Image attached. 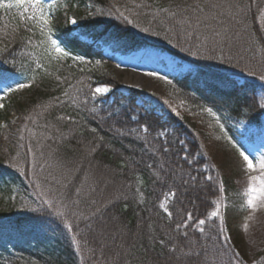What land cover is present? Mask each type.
<instances>
[{
    "label": "trees",
    "instance_id": "trees-1",
    "mask_svg": "<svg viewBox=\"0 0 264 264\" xmlns=\"http://www.w3.org/2000/svg\"><path fill=\"white\" fill-rule=\"evenodd\" d=\"M53 3L41 0L55 17L54 36L61 41L75 38L76 43L67 50L87 61L105 63L106 70L79 74L67 60L49 59L38 46L42 37L34 22L22 21L20 9H0V74L32 81V87L44 92L60 85L73 87L67 96L56 99L50 93L41 98L40 105H29L23 120L8 119L9 113L0 117L7 125L0 129V226L4 228L0 264H227L218 237L228 236L229 229L223 219H209L208 215L221 195L223 179L200 136L176 115H161L146 104L140 106L146 98L149 104H159L161 99L124 89L113 76L112 59L101 47L112 46L124 55L152 49L187 64L192 75L179 80L176 98L195 108L239 115L247 107L256 112L254 105L264 88L247 72L264 71V32L259 23L264 0H71L76 12H87L77 18L84 25L76 29L78 34L68 32L73 26L61 20L60 12H52ZM143 4L151 8L140 7ZM197 4L205 13H223L220 18L225 25L239 33L236 46L224 53L226 59L231 57L230 63L221 64L219 52L216 59L194 58L172 47L167 41L177 42L176 22L166 15H152L160 7L175 9L176 5L191 7L194 13ZM112 5L126 10L134 24L150 32L125 27L106 15L96 16L95 22L89 18L90 12L107 13ZM200 32L207 35L203 27ZM97 85L111 89L104 103L90 97V87ZM60 116L65 119H58ZM185 148L189 158L197 160L192 167L181 159ZM205 169L215 179L211 187L203 180ZM189 174L197 176V181L184 185L181 176L187 179ZM35 183L51 188L77 214L68 220L73 223V233L54 216L36 219V214L21 211L35 206ZM170 190L176 191L175 199L168 201L171 221L159 208ZM189 212L193 217L189 227L176 231L175 225L183 223ZM84 217L90 218L91 228L84 227ZM201 218L206 220L204 234L194 230ZM9 230H15L11 236ZM172 246L175 253L168 250ZM232 249L236 250L230 243L229 254Z\"/></svg>",
    "mask_w": 264,
    "mask_h": 264
},
{
    "label": "rangeland",
    "instance_id": "rangeland-1",
    "mask_svg": "<svg viewBox=\"0 0 264 264\" xmlns=\"http://www.w3.org/2000/svg\"><path fill=\"white\" fill-rule=\"evenodd\" d=\"M4 2L8 3L11 0H4ZM70 3L71 0H56V3H53L52 12H60L61 20L64 23L67 16L82 18L87 15L85 10L76 12L75 6L71 7ZM10 9L19 10L16 7ZM259 23L264 32V7L259 15ZM75 33L78 34V31ZM81 39L91 42L86 37H81ZM101 49L107 58L112 59L111 71L124 89H136L161 99L159 104H149V100L146 98L143 105L141 103L140 106L144 107L146 104V107L151 110L156 109V112L161 115L172 113L187 123L200 136L209 157L217 167L215 171L223 179V192L214 201L213 211L216 210L215 204L218 201L221 204L218 218L223 219L229 229L227 235L231 236L230 243L250 264H264V208L253 212L247 207V197L243 194L248 187V179L252 176H259L260 173L258 171L251 173L242 171L238 154L228 142V138L231 137L234 142L248 149L253 157L258 158L264 153V148H261V144L264 143V135H261V131L264 130V113H260L259 110L256 112L247 110L245 115L243 110L239 115H236L229 110L220 113L213 110L220 118V123H217L216 118L209 115L206 109L195 108L176 98L179 80L192 75V69L187 64L152 49L127 55L116 52L112 46H102ZM67 61L78 70L79 74L92 73L93 71L100 73L106 70L105 63L101 62L97 64L96 61H89V63L83 64L70 59ZM177 67L184 68L185 71L174 70ZM187 69H191V71ZM148 72H155L157 75H145ZM159 76H166L168 79H172L173 83L168 84L165 80L159 79ZM34 86L6 95L0 101L4 105L0 109V117L9 113L8 119L19 121L23 116H26L30 109L29 105L32 106L35 102L40 105L41 98H47L50 93H54L56 99L59 96L64 97L66 91L70 94L73 89L71 86L60 85L55 86L51 92H44L41 89L37 90ZM54 94H51L50 99L48 98L50 102L55 100ZM89 94L91 97L90 92ZM261 95H264V91L258 93V98ZM105 97L98 96L94 101L104 103ZM240 121H244V123L241 124ZM220 124L224 125L223 131ZM0 125H3V122H0ZM245 224L248 226L247 229L244 228Z\"/></svg>",
    "mask_w": 264,
    "mask_h": 264
},
{
    "label": "snow or ice",
    "instance_id": "snow-or-ice-1",
    "mask_svg": "<svg viewBox=\"0 0 264 264\" xmlns=\"http://www.w3.org/2000/svg\"><path fill=\"white\" fill-rule=\"evenodd\" d=\"M56 0H54V4ZM16 7L20 9V17L22 21L34 22V26L39 29L40 35L42 37L40 44L44 50V52L48 55L49 59H55L57 61L62 60H72L73 62L79 63H89L83 56H79L73 54L69 50H67V46L71 44H75V38L61 41L58 37L54 36V28H55V17L51 14L50 11H46L44 6L41 4V0H11V2H4V0H0V9L12 8ZM52 5L49 6L51 8ZM67 7V5H65ZM142 8H151L150 4L140 5ZM217 7L216 5H212L211 8ZM239 7V6H237ZM195 12L192 13L191 7H185L181 9L180 5H176L175 9L170 7H160L154 13L153 16L156 15H166L171 21L176 22L174 25V29L176 30L177 42L173 44L171 39H168V43L172 45L174 48H178L181 52H184L187 56L194 58H206V59H216V53L219 52V62L221 64H228L231 61V57H225V51H231L233 47L236 46L237 40L239 39V33L233 31L231 28L225 25V21L220 18L223 16V13H217L213 15L211 10L208 13H205L204 8L200 7L199 4L194 6ZM191 13V14H190ZM148 14V13H145ZM107 16L110 20H116L122 22L125 27L132 26L138 28L139 31L143 33H149V28H139L137 24L133 23V20L130 18L129 14H126V10H121L120 7L116 5L111 6V10L107 13L98 12V13H89V18L95 22L96 16ZM65 22L73 27L68 30L69 33L76 31L77 28L83 27L77 18L74 16H67L65 18ZM214 22V23H213ZM238 22V21H237ZM204 28L207 35L200 32L201 28ZM174 29H169V31H173ZM30 28H25V31H30ZM152 35H158L156 32H152ZM204 36L203 40H201V36ZM183 40L184 44H188V47L185 48L184 44L180 41ZM31 43V40L28 41ZM207 53H211L208 55ZM54 54V55H53ZM97 64L100 61H96ZM42 67V65H38ZM176 71H185L184 68L177 67L174 69ZM191 71V69H187ZM147 76H156L155 72L145 73ZM247 75L250 77H254L257 79L261 87L264 88V71L257 72L255 70L249 69ZM159 79L165 80L168 84H172L173 80L168 79L166 76H159ZM32 86V81L18 80L13 79L10 76H6L4 74H0V101H2L6 95L17 92L23 89L30 88ZM91 93V97L93 100L98 96H107V94L111 91L108 85H99L95 87H90L89 89ZM65 96L68 95L66 91L64 93ZM87 101H85L86 103ZM255 108L259 110L260 113H264V95H261L255 103ZM4 105L0 103V109H2ZM247 107L244 110L243 114H247ZM175 111V109H173ZM206 111L209 115L214 116L217 120V123H220L219 116L213 111L211 107L207 108ZM58 119H65V117L60 116ZM67 119L72 120V117H67ZM241 124L244 121H240ZM0 127H7V125H0ZM220 128L223 131L224 125L220 124ZM93 131H95L93 129ZM144 132H147V126L143 129ZM261 135H264V130L261 131ZM219 139V137H217ZM228 142L231 144L232 148L235 149L238 154L240 160L241 170L247 173L251 172H259V176H252L248 179V187L244 191V196L247 197L246 205L253 212L264 208V153H262L258 158L253 157L252 153L243 147V145L234 142L231 137L228 138ZM183 143V142H181ZM261 148H264V143L261 144ZM31 151V149H29ZM165 152L168 151L167 148L164 149ZM181 159L185 161L189 167H192L197 163L195 156L193 158H189V153L187 149H184V154L181 156ZM255 159V163H254ZM202 163V162H201ZM33 167H35V159L33 160ZM151 167V165H150ZM215 166L213 165V170ZM157 179L163 180L164 177L157 175ZM203 180L209 183V187L215 183V179L211 172L205 169V174L203 176ZM181 181L184 185H189L190 182H196L197 176H192L189 174L188 178L185 179L181 176ZM33 191L35 193V199L33 200V204L35 206L22 208L21 211H28L30 213L36 214L34 218L39 219L41 215L54 216L61 223V226L66 229L67 232L73 233L74 227L73 223L68 222L70 216L77 215L76 213H72L69 210V206L64 203V201L54 194L51 188H45L40 183H35L33 185ZM140 193V189L136 190ZM222 193L223 188L219 189ZM77 196L80 195L79 189L76 193ZM176 191L170 190L168 193H165L164 199L159 203V208L163 210V212L168 217L169 221L172 219V212L169 210L168 201L169 199H175ZM141 200L143 199V194L140 193ZM95 203V201H93ZM215 211H211L209 215V219H215L220 215L221 204L217 201L215 204ZM98 211V210H97ZM79 218V217H78ZM251 219V217H248ZM193 217L192 213L187 214V218L183 223H178L175 225L176 231H181V229H187L189 224L192 222ZM81 222L84 224L85 228H91L90 218L84 217L81 219ZM205 224L206 220L201 218L196 222V227L194 230H198L201 234L205 233ZM79 227V225H77ZM247 224L244 225V228L247 229ZM3 226H0V232H3ZM15 230H9V235L11 236L12 232ZM224 232L223 228L219 229V233L222 234ZM185 237L187 236V231L182 233ZM76 235L82 236V233H76ZM223 241L221 251L223 256L227 257V264H244V261L241 258V255L235 249L231 250V254H229L230 241L231 236H223L219 235L218 237ZM75 239V236L73 237ZM159 243L161 246H165V241L160 240ZM169 252L175 253L176 247L172 246L169 249ZM195 255L199 256L200 253H195Z\"/></svg>",
    "mask_w": 264,
    "mask_h": 264
}]
</instances>
